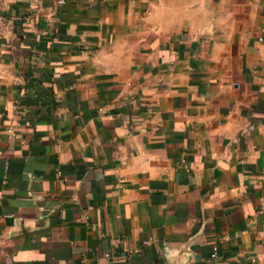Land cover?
<instances>
[{
    "label": "crops",
    "instance_id": "obj_1",
    "mask_svg": "<svg viewBox=\"0 0 264 264\" xmlns=\"http://www.w3.org/2000/svg\"><path fill=\"white\" fill-rule=\"evenodd\" d=\"M0 0V264H264V0Z\"/></svg>",
    "mask_w": 264,
    "mask_h": 264
},
{
    "label": "built area",
    "instance_id": "obj_2",
    "mask_svg": "<svg viewBox=\"0 0 264 264\" xmlns=\"http://www.w3.org/2000/svg\"><path fill=\"white\" fill-rule=\"evenodd\" d=\"M64 0H59V3H64ZM14 24V19L8 15H6L2 9H1V5H0V34L2 32L8 31L10 30V28L13 26Z\"/></svg>",
    "mask_w": 264,
    "mask_h": 264
}]
</instances>
